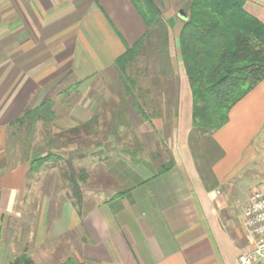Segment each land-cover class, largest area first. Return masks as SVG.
I'll return each mask as SVG.
<instances>
[{"label":"crops","instance_id":"obj_1","mask_svg":"<svg viewBox=\"0 0 264 264\" xmlns=\"http://www.w3.org/2000/svg\"><path fill=\"white\" fill-rule=\"evenodd\" d=\"M186 1L153 0L176 53L172 67L180 57ZM245 8L264 23V0H247ZM156 29L150 36L160 35ZM147 30L132 0H0V264L20 256L29 264H238V255L252 248L241 209L253 188L264 187V167L255 169L251 143L264 124V79L230 108L227 122L211 136L203 165L188 143L191 89L177 76L175 91L162 96L172 102L167 110L173 113L171 129L155 123L149 131L141 123L139 133H153L152 141L139 136L132 149L122 138L117 146L118 132L129 130L134 116L121 110L122 102L136 101L140 91L150 88L142 78L107 77L104 72L116 67L117 58ZM79 82L86 87L76 93L52 92ZM92 84L105 89L93 93ZM47 98L72 99L62 114L71 123L68 131L87 128L86 139L94 140L86 146L94 148L90 154L72 159L88 166L86 174H72L78 198L73 190L57 193L44 166L38 172L32 159L20 161L14 154L16 122ZM136 111L144 113L140 106ZM55 112L56 117L63 113ZM95 116L102 120L97 123ZM111 121L118 130L110 129ZM78 140L80 136L45 148L40 156L54 157V150L70 142L74 153ZM113 146L122 149L118 155L95 157ZM161 147L171 157L160 159L156 150ZM165 164L169 167L161 171ZM37 172L39 182L32 178ZM253 264H264V258Z\"/></svg>","mask_w":264,"mask_h":264},{"label":"trees","instance_id":"obj_2","mask_svg":"<svg viewBox=\"0 0 264 264\" xmlns=\"http://www.w3.org/2000/svg\"><path fill=\"white\" fill-rule=\"evenodd\" d=\"M132 1L148 30L117 58L119 68L141 53L153 28L167 40L161 11L153 0ZM246 1L190 0L188 18L179 33L180 58L192 92V125L209 134L210 142L212 133L227 122L230 108L264 79V23L245 9ZM51 114L48 98L25 112L31 120H49ZM49 156L53 154L44 157ZM168 167L165 164L160 170ZM72 190L78 198L73 183ZM21 261L30 263L20 256L10 264Z\"/></svg>","mask_w":264,"mask_h":264},{"label":"rangeland","instance_id":"obj_3","mask_svg":"<svg viewBox=\"0 0 264 264\" xmlns=\"http://www.w3.org/2000/svg\"><path fill=\"white\" fill-rule=\"evenodd\" d=\"M187 6H188V0L186 1L183 7L186 9ZM185 9L181 10L180 15L182 17H184L185 15ZM169 44H171V37L169 38L167 37V40L166 39L164 40L163 37L161 39L160 35L159 36L152 35L151 32V36H149L146 39V44L144 45V48L142 49L141 53L138 56H136L133 61L129 62L126 66H124V68H119L115 64L116 67L113 66V69L111 68V70H106V72H104V75H106L107 77L121 76L122 78H127V77L128 78L131 77L134 79L142 78L145 81L144 84H146V86L150 88L149 92L147 93L145 91H140L138 93V97L139 95L141 97H139V99H137L136 101L128 100L126 102L125 101L122 102L124 106L121 107V110H124L125 108L129 109L134 114V116H132L128 121V126H130V128L127 131L129 132L127 131L124 133L118 132L117 138L115 139L117 146L118 144L121 143L122 138H124V141L127 142V144H129L130 146L133 145L132 149L135 148L134 142H137L136 139H138L139 136H141V138L144 137V139L148 137L145 140L152 141L150 137H152L153 133H141V134L139 133L141 128L140 126L141 123H142V127H146L147 130L149 131L154 129L152 125H155V123L156 124L161 123L164 127L168 126L171 129L172 121H173V113L171 112L169 115V112L167 110L169 107H171L170 104H172V102L162 100V96L163 94H167V93L171 94L175 91V85L173 86L175 76H177V78L181 80L186 79L188 84L189 81L186 76L185 69L180 57H178L177 59L178 61L173 59L175 63L173 65H175V67L174 66H173L174 68L172 67L171 57L174 55L175 58L176 53L173 54L172 47ZM168 47L170 48L169 51H168ZM82 83L83 82L75 83L74 85H66V84L61 85L54 88L52 92L56 93L63 89L65 95H68L73 91H75L76 93L78 91L77 90L78 87L80 88L86 87V84L83 85ZM134 87L136 88V86ZM116 88H118V86L116 85L110 86V89H112L113 91L114 89L116 91ZM135 88H134V93L136 92ZM91 89L93 93H94L93 89L96 90L95 93L98 91L102 92L105 89V86L103 85L96 86L92 84ZM49 96L53 98V94H50ZM48 99L49 102L51 103V112H52L51 118L49 120L42 118L31 120L30 116L25 115V113L19 117L18 121L15 124L16 132L15 135L13 136V141L15 142L14 154L18 158L17 160L20 161H23L26 158L32 159V165L38 172H40L39 171L40 167L44 166L43 168H41V170L42 172L43 171L46 172L48 174V177L50 175L49 177L50 188L57 191V193L64 191V193L67 192L69 194L72 193V183H73L72 174H74L75 176L78 175V173H80L79 175L82 176L84 173L86 174L85 170H87L88 167L86 164H79L80 166L77 165L76 163L73 164L72 159L75 160L76 158L75 156L77 155V153L81 155L90 154L89 152H91L94 148L93 147L87 148L86 146L87 144L92 143L94 140L86 139L88 133L87 128L86 129L76 128L74 131H68V126L71 125V123L69 124V122H67L66 119L62 118L63 116L62 114L66 115L65 110L70 108V105H72L73 103L72 99H69L67 101L64 100L55 101L54 99L51 98ZM111 102L112 101L106 104H110ZM98 103L99 101H97V104ZM100 103L103 106H105V104H103L102 102ZM138 106L142 107L144 113H140L136 111V107ZM55 110L56 111L60 110L63 113L59 112V114L56 117ZM92 119L93 118H91V120ZM115 119L117 120V123L119 122V120H121L119 118H115ZM100 120H102V118L95 116V121L97 123H99ZM191 120H192V113H191ZM112 122L113 121H111L110 123L111 125L110 129L118 130L117 127L114 128ZM93 128L95 129L97 127L91 126V129ZM191 128L192 129L188 134V143L190 144L191 150L193 152V156L195 157L197 162L203 165L205 159L208 158L206 148H208V146L211 143L209 139L210 135L203 133L200 130L194 129L193 125ZM258 131L259 132L255 136V138L251 140V143L255 144L254 147L256 151L255 169L260 170V168L263 169L264 167V124L261 125ZM162 135H161V139H162ZM78 136H80L81 140H78L79 141L77 143L78 148L74 149V153H72L73 151L70 148L71 146L70 145L71 142H70L69 144L68 143L65 144V146L67 147L59 150L58 149L54 150L56 153L54 157L51 156L52 158H50L49 156L47 157V159H45L46 157L40 156V154L45 151V148L49 149L50 146L53 147L57 146L58 144H62L64 142H67V140H71L72 138ZM95 136L96 135H94V137ZM126 138H129V140ZM47 140L49 141L47 142ZM106 140L107 139H105V141ZM145 140L143 142L146 145V143L149 142ZM71 144H73V148H75V143H71ZM103 144L105 145V147H108V144H106V142H104ZM95 150L99 151L100 149H95ZM120 150H122L120 147H114V146L113 148H104L103 152L101 151H99V153L96 152L95 157L97 158L98 156H102V155L104 156L109 155L114 157L119 154ZM147 151L151 154L150 152L151 149L148 148ZM156 152H158L157 153L158 156L161 157L160 159L163 158L164 160L168 157H171V153L168 152V149H164L161 147L158 150H156ZM83 161L81 162L83 163ZM201 165H199V167ZM77 169H79V172L77 171ZM38 172L37 174L35 173L36 175L34 174L32 177L33 179H35L36 182H39L40 176ZM247 174L249 173L247 172ZM249 176L251 177V174H249ZM255 188L258 189L259 187L257 186ZM255 188H253L251 194L256 190ZM57 198H58V194H56L55 197L53 198V202H52L53 205H56V203L58 202Z\"/></svg>","mask_w":264,"mask_h":264},{"label":"built area","instance_id":"obj_4","mask_svg":"<svg viewBox=\"0 0 264 264\" xmlns=\"http://www.w3.org/2000/svg\"><path fill=\"white\" fill-rule=\"evenodd\" d=\"M242 226L252 248L238 255V264H253L264 258V187L256 189L241 211Z\"/></svg>","mask_w":264,"mask_h":264}]
</instances>
